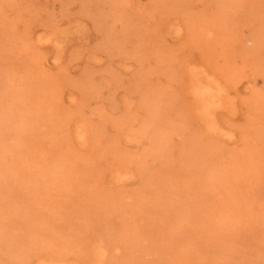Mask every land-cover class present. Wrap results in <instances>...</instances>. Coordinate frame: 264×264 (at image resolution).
<instances>
[{
	"label": "rangeland",
	"instance_id": "374dc122",
	"mask_svg": "<svg viewBox=\"0 0 264 264\" xmlns=\"http://www.w3.org/2000/svg\"><path fill=\"white\" fill-rule=\"evenodd\" d=\"M0 264H264V0H0Z\"/></svg>",
	"mask_w": 264,
	"mask_h": 264
},
{
	"label": "bare ground",
	"instance_id": "6f19581e",
	"mask_svg": "<svg viewBox=\"0 0 264 264\" xmlns=\"http://www.w3.org/2000/svg\"><path fill=\"white\" fill-rule=\"evenodd\" d=\"M249 36H250V35H249ZM67 37H68V36H67ZM251 37H254V36H251ZM244 38H246V37H244ZM254 38H255V37H254ZM255 40H256V38L253 39V38H250V37H249L245 42H250L251 44H253V43H256ZM244 44H245V46H246V43H244ZM247 46H249V45H247ZM255 46H256V45H255ZM255 46H254V47H255ZM252 47H253V46H252ZM249 48L251 49V46H249ZM255 50H256V49H255ZM206 85H208V84H206ZM213 85H214V84H213ZM202 87H203V86H202ZM205 87H206V86H205ZM213 87H214V86H213ZM205 89H206V88H205ZM205 89L203 90L204 92L206 91ZM210 89H211V88H210ZM223 89H224V88H223ZM199 91H200V90H199ZM201 91H202V90H201ZM208 91H209V90H208ZM210 92H211V91H210ZM210 92H209V93H210ZM201 93H203V92H200V94L197 93L199 96L197 95V96H195V97H199V98H200V96H202ZM205 93H206V92H205ZM212 93H213V92H212ZM195 94H196V93H195ZM213 94H214V93H213ZM202 97H204V96H202ZM210 98H211V97H210ZM199 100H200V99H199ZM207 103H208V102H207ZM207 103L205 102V105H206ZM212 104H213V103H212ZM202 108H204V107H202ZM207 109H208V108H207ZM205 111H206V108H205V110H204V109H201V110H200V112L203 113V114H204ZM207 113H208V112H207ZM205 115H206V114H205ZM212 118L214 119V117H212ZM121 129H122V128H121ZM82 133H83V132H82ZM81 136H82V135H81ZM126 145H127V144H126Z\"/></svg>",
	"mask_w": 264,
	"mask_h": 264
}]
</instances>
